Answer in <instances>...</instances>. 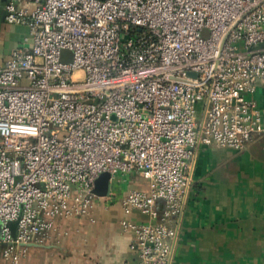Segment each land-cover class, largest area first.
<instances>
[{
	"label": "built area",
	"instance_id": "built-area-1",
	"mask_svg": "<svg viewBox=\"0 0 264 264\" xmlns=\"http://www.w3.org/2000/svg\"><path fill=\"white\" fill-rule=\"evenodd\" d=\"M2 11L28 33L0 58L3 260L21 264L58 221L117 200L135 264H174L198 149L264 138L253 99L264 0H6ZM129 176L146 187L125 191Z\"/></svg>",
	"mask_w": 264,
	"mask_h": 264
},
{
	"label": "crops",
	"instance_id": "crops-1",
	"mask_svg": "<svg viewBox=\"0 0 264 264\" xmlns=\"http://www.w3.org/2000/svg\"><path fill=\"white\" fill-rule=\"evenodd\" d=\"M253 99L264 123V82ZM127 179L125 191L146 187ZM112 203L98 200L92 218L58 221L56 233L31 247L21 264H135L133 236L121 229L119 202ZM130 218L149 221L137 212ZM0 256V264H8ZM174 264H264V138L244 151L198 149Z\"/></svg>",
	"mask_w": 264,
	"mask_h": 264
},
{
	"label": "rangeland",
	"instance_id": "rangeland-1",
	"mask_svg": "<svg viewBox=\"0 0 264 264\" xmlns=\"http://www.w3.org/2000/svg\"><path fill=\"white\" fill-rule=\"evenodd\" d=\"M28 36L27 30L21 26L8 25L5 21L0 20V53H7L13 49L24 46V39ZM207 36V32H204ZM104 203H102L103 205ZM2 247L0 246V254ZM1 261V260H0Z\"/></svg>",
	"mask_w": 264,
	"mask_h": 264
},
{
	"label": "water",
	"instance_id": "water-1",
	"mask_svg": "<svg viewBox=\"0 0 264 264\" xmlns=\"http://www.w3.org/2000/svg\"><path fill=\"white\" fill-rule=\"evenodd\" d=\"M5 2L6 0H0V11H2ZM263 49H264V43L254 48V50H263ZM66 53L68 54V52ZM111 186H112L111 175L108 173H104L97 179L93 193L94 195L100 198L108 197L111 193ZM55 233L56 232H54V234Z\"/></svg>",
	"mask_w": 264,
	"mask_h": 264
},
{
	"label": "trees",
	"instance_id": "trees-1",
	"mask_svg": "<svg viewBox=\"0 0 264 264\" xmlns=\"http://www.w3.org/2000/svg\"><path fill=\"white\" fill-rule=\"evenodd\" d=\"M0 20L1 21H5L4 20V12L3 11H0Z\"/></svg>",
	"mask_w": 264,
	"mask_h": 264
},
{
	"label": "flooded vegetation",
	"instance_id": "flooded-vegetation-1",
	"mask_svg": "<svg viewBox=\"0 0 264 264\" xmlns=\"http://www.w3.org/2000/svg\"><path fill=\"white\" fill-rule=\"evenodd\" d=\"M121 209H122V207H121ZM122 211H123V209H122ZM123 214H124V216H123V217L125 218L126 216H125V213H124V211H123ZM124 218H123V219H124ZM123 219H122V220H123ZM122 220H121V221H122ZM120 226H121V222H120ZM121 229H122V226H121ZM53 235H54V234H52V235L50 236V238H51ZM0 259H1V256H0ZM24 259H25V258H24ZM24 259H23V260H24Z\"/></svg>",
	"mask_w": 264,
	"mask_h": 264
}]
</instances>
